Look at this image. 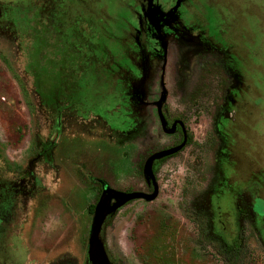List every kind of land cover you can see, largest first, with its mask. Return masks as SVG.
I'll return each mask as SVG.
<instances>
[{
	"label": "rangeland",
	"instance_id": "1",
	"mask_svg": "<svg viewBox=\"0 0 264 264\" xmlns=\"http://www.w3.org/2000/svg\"><path fill=\"white\" fill-rule=\"evenodd\" d=\"M239 79L264 181V0H0V217L6 198L30 195L0 264H85L102 183L147 191L148 155L181 142L160 124L164 88L188 143L158 169L156 199L105 221L111 261L230 264L222 250L239 244V264H264V187L260 208L245 182L226 192L231 214L216 209L227 197L210 207L227 173L255 168L225 156Z\"/></svg>",
	"mask_w": 264,
	"mask_h": 264
},
{
	"label": "flooded vegetation",
	"instance_id": "2",
	"mask_svg": "<svg viewBox=\"0 0 264 264\" xmlns=\"http://www.w3.org/2000/svg\"><path fill=\"white\" fill-rule=\"evenodd\" d=\"M147 1H149V0H147ZM246 87L247 86L242 81V79H239V87H238V90L236 93V98H234V103H237L239 101V105H237V106L235 105L233 112L230 111L229 113H225V118L228 121V124L225 127L227 130H225V131L227 133L229 132L225 138V142H226L225 143V156L230 163H231V160H233V159L235 160L237 158L238 163H239L238 165L240 166V169H244V167L246 168V166L249 162H252L256 169L252 166L251 172L245 174L243 176L245 178L242 181H240L239 179L231 180L233 171H230L229 173H227V175L225 176V179L223 180V183H222L223 186H220L218 189L219 193H218L217 200L213 201L210 204V207L215 209V203L218 205L219 203L223 202L225 200V198L227 197L228 206L226 207V206H224V204L221 203L216 208L217 212H223L226 214H228V213L231 214L233 212L232 198H233V196H235L233 193H230L229 196H227L226 192L228 189H230V191H231L235 187L240 186L241 185L240 183L245 182V184L242 183L245 187L244 192H246V193H247V191L251 192V193L249 192L250 193L249 196L252 199L251 205L260 208V202H259L260 192L263 190V187H264V181H263L262 173H261V171H259V169L257 167V165H259V163H260V160H258V156L256 155V153L258 152L259 144L255 141L251 140L250 135L248 137L247 133L245 134L241 130V127H242L241 125H249L250 124V116H251V114H250L251 111H249L247 106L245 105L244 107L241 108V105H240V102L242 101L244 96L247 94L246 93V89H247ZM250 90H251V88H250ZM162 110H163V114L165 117L164 121L161 119V117L159 115V110H158V106H157V112H158V116H159V120H160L162 130L165 133H174V134L176 133V134L180 135V137H181L180 143H182V141L184 140L185 131H186V137H187V143H188L189 135H188V131H187L186 127H185V131H184V122L182 121V119L177 117L174 121L170 122L169 117L167 116L166 112L163 109V106H162ZM237 112L240 113L239 117L236 116ZM258 120H259L258 117H256V122L254 123V126H253V128L256 131H258L260 128V126L258 125L259 124ZM239 127H240V130H239ZM170 129H172V132L167 131ZM235 134H237V136H240L241 140L247 141L249 143V147L245 148L243 150L241 145H240V150H239V145H237L238 140H237ZM180 143L178 142L176 144H173L171 146L165 147V148L160 149V150H164V149H168L171 147L178 146ZM241 143H243V141H241ZM235 146H237L236 147V154L232 155L233 151L235 150L234 149ZM160 150H157V151H160ZM157 151H155V152H157ZM155 152H153V153H155ZM178 152H179V150L172 153V154L161 156V157L154 159L153 164H152V169H153V173H154V177H155V182L158 185V189H159L158 169H160V166L162 165V163H164L166 161V159L175 155ZM153 153L148 155V157L146 158V161ZM242 156L244 157V159ZM146 161H145V163H146ZM252 163H250V164L253 165ZM144 170H145V164H144ZM144 179H145V185L147 186V191H143V190H133V191H143L146 193H152L155 190V184H154L153 180L148 179L146 177L145 171H144ZM106 186H109V185L102 183V192L106 189ZM25 192L26 191H24V192L20 191L18 194H16L15 195L16 200L14 199L13 196H11L8 199L6 198L7 201H5L3 203L4 206L1 207L3 216L1 215V217H0L1 229H2L1 230L2 232H0V241H3L6 238V236L8 237L9 234L19 236L20 230H18V229L21 227L20 223L22 221L26 220V218H27V216L25 217V214L23 213V211H24L23 207L19 211V204H20L19 196L21 195L22 205L24 204V199H25V198H22L23 195L30 196L28 194V192L27 193H25ZM125 192H131V191H125ZM222 194L225 195V197L222 196ZM220 196L222 197V199H220V201H218ZM112 202H114V199ZM128 203H126V204H128ZM16 204L18 206L17 209H16ZM14 209H15V212H14ZM94 210H95V207H94ZM18 211L20 212V214H18ZM17 227H19V228L17 229ZM11 230H16V231L11 232ZM3 235L5 236L4 238H2ZM32 237L33 238H31L30 240L29 239L27 240L28 246L29 245L31 246V244H33V245H35V247L36 246L38 247L41 242L37 241V238L35 236H32ZM30 242H31V244H30ZM46 260H47V257L44 259L43 264H49V263H46ZM85 264H91L88 260V253H87L86 258H85Z\"/></svg>",
	"mask_w": 264,
	"mask_h": 264
},
{
	"label": "water",
	"instance_id": "3",
	"mask_svg": "<svg viewBox=\"0 0 264 264\" xmlns=\"http://www.w3.org/2000/svg\"><path fill=\"white\" fill-rule=\"evenodd\" d=\"M165 88L163 89V94L159 99L157 106L159 110V115L164 121L165 117L163 114L162 106L165 99ZM182 123V122H181ZM183 124V123H182ZM172 132V129L167 130ZM185 131V127H184ZM187 144V137L185 131V138L178 146L171 147L168 149L160 150L153 153L145 163V175L148 179H152L155 184V190L152 193H146L143 191H131L125 192L120 191L111 186H107L106 189L102 192L99 200L95 205L94 210V220L91 227V233L88 243V260L91 264H113L111 261L107 247L103 239V230L104 224L107 218L115 213L119 208H121L126 203L136 200V199H145L147 201H152L157 198L159 189L158 185L155 182V177L152 169V164L155 158L172 154L178 150H181ZM114 199V202H112Z\"/></svg>",
	"mask_w": 264,
	"mask_h": 264
},
{
	"label": "trees",
	"instance_id": "4",
	"mask_svg": "<svg viewBox=\"0 0 264 264\" xmlns=\"http://www.w3.org/2000/svg\"><path fill=\"white\" fill-rule=\"evenodd\" d=\"M240 246L239 244H235V246L232 249H224L222 250V253L227 258L230 264H239V259L241 257L240 253Z\"/></svg>",
	"mask_w": 264,
	"mask_h": 264
}]
</instances>
